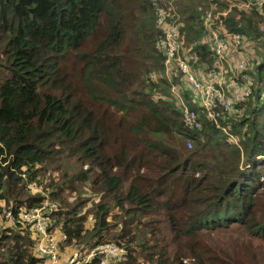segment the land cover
Masks as SVG:
<instances>
[{
    "label": "trees",
    "instance_id": "trees-1",
    "mask_svg": "<svg viewBox=\"0 0 264 264\" xmlns=\"http://www.w3.org/2000/svg\"><path fill=\"white\" fill-rule=\"evenodd\" d=\"M169 7L161 0H0V201L14 216L47 195L59 203L49 230L60 227L62 246L78 250L76 258L114 243L126 256L107 264H219L198 254L200 236L239 229L264 241V51L261 61H247L248 98L217 123L192 106L200 128L189 130L155 42L153 14L166 12L168 20ZM204 12H177L179 53L191 67L215 63ZM263 22L256 9L222 18L224 30L242 39L228 57L263 40ZM123 126L139 139H123ZM116 134L123 141L112 143ZM62 156L87 169L62 172ZM86 182L97 202L81 198ZM33 184L40 192L32 193ZM0 264L45 261L27 228L0 222Z\"/></svg>",
    "mask_w": 264,
    "mask_h": 264
},
{
    "label": "built area",
    "instance_id": "built-area-1",
    "mask_svg": "<svg viewBox=\"0 0 264 264\" xmlns=\"http://www.w3.org/2000/svg\"><path fill=\"white\" fill-rule=\"evenodd\" d=\"M213 9L203 15V27L206 33V44L208 51L216 60L222 61L231 48L238 49L242 46V39L238 34H228L221 25V19L232 11H250L256 9L264 12V0H232V5L222 12L216 11V3L214 0H208ZM159 12L157 17L158 28L161 33L156 40L157 50L164 55V74L171 85L170 94L172 100L181 115L183 126L189 130L200 128L199 116L191 107L199 108L205 118L211 122L217 123L218 119L228 116L234 106L245 101L251 93L250 85L252 78L244 73L245 61L243 58L237 61L235 70L240 74L241 80L246 84V88L242 92L232 95H226L221 84L217 79L210 81H199L194 70L189 65L187 57L180 55L181 44L179 42L178 27L172 28L170 32L166 30L167 19L165 14ZM158 27V26H157ZM264 35V22L260 29ZM192 59L196 61L193 54ZM173 81V82H172ZM176 81L184 86L185 93L190 101H186L180 85H176ZM185 101L187 103H185ZM190 104V107L189 105ZM218 127V126H217ZM187 148H191V142L187 141ZM58 210V204L45 197L40 207L25 211L19 210L14 216L10 210H5L4 215L10 221L13 229L27 228L32 235L33 251L35 254L44 259L45 264H57L59 261L58 249L59 242L66 241V237L60 232V227H56L55 231L59 232L60 238L55 235V231L49 230L52 225V214ZM126 252L123 248L115 244H104L93 249L90 257L99 258L100 264H107L110 260L117 263L124 261Z\"/></svg>",
    "mask_w": 264,
    "mask_h": 264
},
{
    "label": "rangeland",
    "instance_id": "rangeland-1",
    "mask_svg": "<svg viewBox=\"0 0 264 264\" xmlns=\"http://www.w3.org/2000/svg\"><path fill=\"white\" fill-rule=\"evenodd\" d=\"M161 1L163 2V6L168 5L172 9L171 11L173 14H172L171 18L166 21L167 25L169 24L170 26L178 27V28H179V23L177 24L176 22L178 21L179 15L177 12H180L183 14L184 10L186 11V10H191V9L195 8V9H199V10L200 9L205 10V12L203 13V15H204L206 12L211 10V9H209L210 8L209 7L210 2L208 0H161ZM214 2L216 3V11H219V12H222L227 7L232 5V3H231L232 0H215ZM161 14L164 15V14H168V13L165 12V13H161ZM158 15H159V12L158 13L155 12L153 14L154 27L157 30V35H158V36L156 35L157 36L156 40L160 36V32L158 33V30H159L158 28H160V27L157 24ZM132 22L133 21L129 19L128 23L131 24ZM169 25L166 28V30L168 32H170L172 29L169 27ZM202 25H203V23H202ZM260 29H261V27H260ZM260 33H261V31H260ZM249 43H250L249 45L243 44V48L241 50H239L240 55L243 56L246 60L245 70H247V73L251 71V69H249L248 67H251V65H252V64H248L247 61H250L251 59L255 60L256 58H257V61H261V58H262L261 57V50L263 49V51H264V39L260 40V42H259V40L256 42L249 41ZM256 43H258V44H256ZM254 45H255V47H254ZM237 55L238 54L230 55L229 60H231L232 58H235V56L237 57ZM263 56H264V52H263ZM249 57H250V59H248ZM227 58H228V55L226 57H224V59L222 61L216 60V64H218L217 66L213 65L210 68H208L207 66L202 67V68L192 66V69L197 74L198 79L205 78V76H207L208 73L211 71L213 74V75H211L212 81L217 79V82H219L220 78H225L227 83H231V82L235 81V77H237L238 81L242 85V89L238 90V92L240 93L246 88V84H244L242 81L239 80L238 75H237V74H239V72L237 70L233 71L234 68L236 67L238 60L235 61L234 64H233V62H231L229 64V63H226ZM0 71H1V67H0ZM247 73H245V74L249 75ZM201 75H203L204 77ZM200 77H202V78H200ZM204 80L205 79H202L201 81H204ZM175 84L179 86L180 82L176 81ZM180 89H181L180 91L183 92V95H184L183 97L185 98V100L189 102L191 98L189 99L188 95L185 93L184 86L180 85ZM223 89L225 91V94L227 95V93H226L227 89L224 85H223ZM186 101H185V103H187ZM190 103H191V101H190ZM126 120H127L128 124L133 122L132 119H130V118H128ZM121 129L123 132V139L125 138V135H128L126 140H129V139L138 140L139 139L133 133L128 132L127 126H125V127L123 126ZM110 138L112 139V141H111L112 143L114 141H116L117 139H121V137H118L117 134L115 136H111ZM123 139H121V140L123 141ZM111 142H110V147L108 148V152L114 153V146ZM57 164L60 166L62 172H66L70 176L73 175L75 172L84 171L87 169V165L81 166L75 162V159L68 158L66 156H62L61 159H58ZM49 176H51V175H49V173H47V175L44 178L40 179V181L45 179V184H46V181H47L46 179L49 178ZM125 176H126V179H125L124 184H125V186H127L129 184L130 173L126 172ZM90 177H92V175H90ZM30 187H31L32 193L40 192V188H37L36 185L33 184ZM76 196H77V194L76 195L73 194L70 197V201H72V198H74ZM80 196L83 199H89L90 201L92 200L93 202H97L98 198L100 197L98 195H94L93 193H91L89 182H86L85 184H83L81 186ZM47 197H48V195H47ZM57 204H59V203H57ZM0 207H1V211H2L1 213L3 215L2 217L0 215V222H1L2 226L11 227L10 221H8V218L5 217V215H4V211L6 210V207L4 206V203L2 201H0ZM117 212L118 211H116V213ZM89 222L90 221L88 220L87 226H88ZM198 243H199L198 254H200V250H202V253L205 254L207 256V258H208V256L213 257V259L216 260L219 264H227V263H230V264H264V241H258V240L251 239L244 231L239 230V229H232L229 231H223V232H219L217 234H212V235H210V238H208L207 236H203V237L200 236V238L198 239ZM112 244H114V243H112ZM71 248L74 250L73 247H71ZM61 257L65 258L64 255ZM185 261L187 264L194 263V260L192 258H188ZM68 262L71 263V259Z\"/></svg>",
    "mask_w": 264,
    "mask_h": 264
},
{
    "label": "crops",
    "instance_id": "crops-1",
    "mask_svg": "<svg viewBox=\"0 0 264 264\" xmlns=\"http://www.w3.org/2000/svg\"><path fill=\"white\" fill-rule=\"evenodd\" d=\"M237 57H242V56L240 54H238ZM239 59H241V58H239ZM237 60H236V56H235V58H232L231 60H229V57H228L227 60H226V63H229L230 64L231 62H233V64H234L235 61H237ZM233 71H235V68H234ZM211 75H213L212 74V71L209 72L208 75L205 76V78H202V77H200V78L205 79L204 81H207L208 79L212 78ZM237 75H238L239 80L242 81L241 78H240V74H237ZM196 76H197V74H196ZM201 76H203V75H201ZM202 79H198V80L201 81ZM221 84L226 87V89H227V91H226L227 95H232V94L238 93V90H241L242 89V85L238 81L237 77H235V81H233L231 83H227L226 80H225V78H221ZM55 235L60 238V235H59V232L58 231H55ZM61 246H62V243L60 245L59 261H58L57 264H65V263L66 264H88L93 259V258L90 257L93 249L92 250H89L87 253H85V255L83 254L84 256H81L80 255L79 258H76L75 254L79 252L78 250H73L70 246L69 247H63L62 246V248H61ZM63 255H64V257L66 259L63 258V257H61ZM70 259H71V263L68 262Z\"/></svg>",
    "mask_w": 264,
    "mask_h": 264
}]
</instances>
